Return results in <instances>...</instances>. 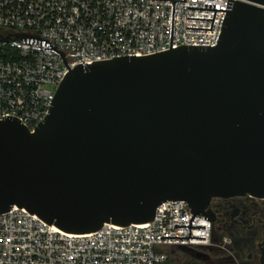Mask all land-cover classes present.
Returning <instances> with one entry per match:
<instances>
[{
	"label": "water",
	"instance_id": "obj_1",
	"mask_svg": "<svg viewBox=\"0 0 264 264\" xmlns=\"http://www.w3.org/2000/svg\"><path fill=\"white\" fill-rule=\"evenodd\" d=\"M159 1L173 2L170 50L144 57L71 71L49 41L1 37L57 53L70 72L33 133L16 117L0 121V215L17 207L85 235L147 224L162 204L184 201L193 218L174 228H189V238L161 239L205 240L191 237L205 230L192 221L215 220L206 213L213 199L264 197V0L188 7L215 11L213 20L187 18L213 21L192 30L212 31L216 12L227 14L217 46L175 49V2L186 0Z\"/></svg>",
	"mask_w": 264,
	"mask_h": 264
},
{
	"label": "built area",
	"instance_id": "obj_2",
	"mask_svg": "<svg viewBox=\"0 0 264 264\" xmlns=\"http://www.w3.org/2000/svg\"><path fill=\"white\" fill-rule=\"evenodd\" d=\"M236 1V0H232ZM228 0L175 2L172 49L218 44L227 12L188 10L216 5L227 10ZM172 1L159 0H0V40L8 35L44 39L64 53L71 71L82 64L119 57H144L170 50ZM62 57L45 47L0 42V121L12 116L34 132L49 113L56 92L69 73ZM193 218L184 201H169L153 221L127 227L104 225L85 235L65 233L35 214L14 207L0 215V264H164L168 250L194 252L219 247L212 222L196 215L191 237L205 240L161 239L187 237Z\"/></svg>",
	"mask_w": 264,
	"mask_h": 264
},
{
	"label": "flooded vegetation",
	"instance_id": "obj_3",
	"mask_svg": "<svg viewBox=\"0 0 264 264\" xmlns=\"http://www.w3.org/2000/svg\"><path fill=\"white\" fill-rule=\"evenodd\" d=\"M234 210L240 211L233 221L241 225L231 221ZM209 211L215 215V220L211 221L213 235L216 240L225 244L194 252L193 255L190 253L192 259L197 264H262L264 197L245 195L215 198L206 213Z\"/></svg>",
	"mask_w": 264,
	"mask_h": 264
},
{
	"label": "trees",
	"instance_id": "obj_4",
	"mask_svg": "<svg viewBox=\"0 0 264 264\" xmlns=\"http://www.w3.org/2000/svg\"><path fill=\"white\" fill-rule=\"evenodd\" d=\"M169 254V258L166 261V263L164 264H197L191 256H189L190 254L186 251H182V250H168L167 251ZM180 253L182 255V259L179 260L176 258L177 253ZM189 254V255H188Z\"/></svg>",
	"mask_w": 264,
	"mask_h": 264
},
{
	"label": "rangeland",
	"instance_id": "obj_5",
	"mask_svg": "<svg viewBox=\"0 0 264 264\" xmlns=\"http://www.w3.org/2000/svg\"><path fill=\"white\" fill-rule=\"evenodd\" d=\"M176 250H182V249H173V251H176ZM182 251H186V250H182ZM186 252H188V251H186ZM188 253H189V252H188ZM189 254H190V253H189ZM189 254H188V255H189ZM189 256H191V255H189ZM176 258L179 259V260H181V259H182V255L178 252L177 255H176Z\"/></svg>",
	"mask_w": 264,
	"mask_h": 264
}]
</instances>
